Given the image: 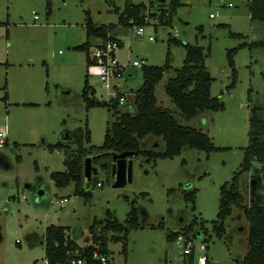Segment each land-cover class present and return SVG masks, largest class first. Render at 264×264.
Masks as SVG:
<instances>
[{"label": "rangeland", "instance_id": "374dc122", "mask_svg": "<svg viewBox=\"0 0 264 264\" xmlns=\"http://www.w3.org/2000/svg\"><path fill=\"white\" fill-rule=\"evenodd\" d=\"M130 2L141 0H0V127H7L9 136L3 145L0 138V264H45L42 242L51 225L66 227L81 248L90 246L94 235L101 236L103 225L111 221L108 212L112 221L129 228L128 238L119 242L112 238L124 232L108 234L109 253L116 264H189L184 249L176 247L169 234L186 231L195 220L199 226L189 234L197 245L194 264H200L201 245L208 246L204 254L209 264H243L248 254L250 223L242 207L232 208L222 236L213 231L221 188L241 170L250 143L252 111L262 109L264 119V46L252 45L263 40L264 24L252 21L248 0H182L170 27L160 25V7L152 12L157 17L149 18L143 38H136L132 27L119 26L114 32L123 44L120 62H144L127 69L136 77L124 80L121 92L134 94L143 85V67L163 66L170 55L172 69L157 86V98L176 116L178 109L165 88L184 65L186 49L170 46L169 39L205 49L215 79L212 95L225 109L180 123L200 129L214 146L225 150L208 154L187 148L173 159L138 155L133 183L123 188L113 186L112 169L102 167L103 158L101 163L93 162L98 174L93 175L89 200L76 192L74 182L58 188L52 179L53 173L67 170L69 147L91 151L103 146L107 128L117 120L113 109L89 108L83 95L87 53L77 48L88 41V16L97 26L118 24L117 9L124 11ZM155 2L168 9V1ZM229 2L234 6L229 7ZM234 49L237 82L233 86L228 53ZM89 81L97 98L107 100L100 78L89 76ZM133 98L128 103L135 109ZM129 107L121 106L120 112H130ZM58 143L66 148H49ZM141 150L163 153L166 142L148 137L141 141ZM260 169L255 162L250 172L240 176L244 207L264 197ZM193 191H197L195 203L186 200ZM133 207L139 226L130 228Z\"/></svg>", "mask_w": 264, "mask_h": 264}, {"label": "trees", "instance_id": "16d2710c", "mask_svg": "<svg viewBox=\"0 0 264 264\" xmlns=\"http://www.w3.org/2000/svg\"><path fill=\"white\" fill-rule=\"evenodd\" d=\"M168 9H164V4L158 5L155 1L149 6L145 4L127 3L124 11L119 14L118 24L97 26L88 16L87 21V37L88 41L79 46L77 49L87 53L88 67L93 64L90 59V52L94 46L93 42L97 40L107 41L115 40L123 44L114 36L119 26L121 27H143L149 25V18L156 19L157 13H152L155 9L160 8V25L170 27L173 18L177 14L178 8L182 5V0H167ZM163 3V2H162ZM248 6L252 10V21H261L264 24V0H251ZM119 13V12H118ZM203 31V29H200ZM241 37V35H238ZM169 45L183 46L186 49V58L184 65L177 69L174 78H171L166 84V93L170 100L178 109V116L168 108H163L159 104L157 98V86L164 79L165 74L172 67L170 64V55L163 66H144L143 78L144 82L140 89L134 93L135 109L130 112H120L118 100L111 102L100 101L93 89L87 70V80L84 88V97L88 102L89 108L108 107L115 110L117 120L107 128L105 141L103 146L95 148L91 147V151L80 149L70 154L65 159V172H55L52 174L58 188L69 186L72 182L76 184V192L85 196L86 199L92 198V193L86 191L84 167L85 159L90 155H102L94 160V163H101L106 170L112 169V154L122 152H138L139 155L148 156L151 159L159 157L173 159L180 156L184 149H198L211 154L216 151L225 150L214 146L212 139L200 129L190 126H184L180 120L192 121L206 111L219 112L225 109V105L218 98L213 97L212 87L214 78L207 67V57L209 56L203 47L184 44L177 38L169 39ZM256 46H264V38L262 41L252 43ZM245 46V45H244ZM242 46V47H244ZM237 49L228 53V58L234 72L233 86L237 82L234 56ZM33 105V104H29ZM262 109L252 111L250 123V143L245 150L244 161L241 170L235 174L231 182L224 184L221 188L220 211L218 220L213 222V231L222 236L225 229V221L232 214L234 206L242 207L250 223L249 234V251L244 259L243 264H264V197L260 200H252L253 204L244 207V198L239 191L240 176L242 173L250 172L254 163L258 162L261 166L259 171L262 172L264 179V119L261 118ZM148 137H156L165 140L166 150L163 153L149 152L141 150V141ZM5 143V142H4ZM52 151L64 150L65 144L58 143L49 145ZM99 182H97L98 184ZM92 188V184H91ZM197 199V191L190 192L186 195V200L195 203ZM1 215V214H0ZM109 221L103 225L101 236L94 235L93 244L85 248H81L76 241L72 240L68 234V229L62 226L51 225L46 229L45 250L46 259L50 264H67L73 258H87L91 260L95 252L100 254H108V244L110 232L123 233L124 236H114L112 240L119 242L122 238L127 239L129 236V228L112 221L113 214L108 212ZM136 209L130 213V228L138 227L136 219ZM134 216V217H132ZM103 224V222H102ZM97 225V224H96ZM93 226L92 229L94 231ZM199 226L197 220L184 231L187 235L196 232ZM202 229L208 233L205 224L202 223ZM179 233H170V241H174ZM3 241L2 227L0 226V243ZM127 246H124V252ZM190 263L194 261V255L190 256ZM209 264V261L208 263Z\"/></svg>", "mask_w": 264, "mask_h": 264}, {"label": "built area", "instance_id": "2783aa9c", "mask_svg": "<svg viewBox=\"0 0 264 264\" xmlns=\"http://www.w3.org/2000/svg\"><path fill=\"white\" fill-rule=\"evenodd\" d=\"M155 0H141L139 4H145L149 6ZM251 0H248L250 2ZM229 7H233L234 3L229 2ZM213 18L214 15H211ZM35 19L38 20L39 17L35 14ZM147 26V25H146ZM135 27L133 33L136 38H143L145 36V27ZM150 41H155L154 37L149 38ZM120 50V43L115 40L101 41L98 40V43H95L90 52V59L93 64L88 67V74L91 77L100 78L103 87L107 92V100H102L106 102H111L112 100H118L120 107H126L130 97H134V94L127 92H121L122 85L127 80L128 72L127 69L130 66H143V61H135L133 64L123 65L119 58L118 52ZM99 99V98H98ZM134 99V98H133ZM100 100V99H99ZM101 101V100H100ZM7 137V132L5 129L0 128V138L1 145L4 144V141ZM98 186H102L99 182ZM65 202L67 199L64 200ZM176 247L183 248V255L186 258V261L190 263V256L194 255L195 260V250L197 245L193 238L187 235L185 232L179 233L174 240ZM203 255L199 257L200 264H207L209 258L204 253L207 251L208 246H200ZM45 264H50L48 260L45 261ZM67 264H116L111 255L100 254L95 252L92 259L88 260L87 258H73ZM172 264V263H166ZM194 264V261L193 263Z\"/></svg>", "mask_w": 264, "mask_h": 264}, {"label": "water", "instance_id": "95a60500", "mask_svg": "<svg viewBox=\"0 0 264 264\" xmlns=\"http://www.w3.org/2000/svg\"><path fill=\"white\" fill-rule=\"evenodd\" d=\"M103 155L105 154L90 155L85 159L84 177L86 191L91 190L93 175L98 174V169L93 165V162L96 158H99ZM138 155V152L135 151H126L112 154V173L115 181L113 186L115 188H123L127 184L133 183L134 158L138 157ZM252 185L256 186L257 182H253ZM44 196L45 191L41 189L38 193V197L42 199Z\"/></svg>", "mask_w": 264, "mask_h": 264}, {"label": "crops", "instance_id": "0c3cea01", "mask_svg": "<svg viewBox=\"0 0 264 264\" xmlns=\"http://www.w3.org/2000/svg\"><path fill=\"white\" fill-rule=\"evenodd\" d=\"M162 2L165 3V2H167V0H165V1L162 0ZM117 12H119V14H121L123 11L120 12V10L117 9ZM120 27H121V26H120ZM135 77H136L135 73H132V72H131V73L128 74L127 79H129V78H130V79H134ZM159 104H160V102H159ZM33 105H34V104H33ZM128 106H130L129 108L132 109L130 103H128L126 107H128ZM133 110H134V109H133ZM131 111H132V110H131ZM128 112H129V111H128ZM0 128H3V129L6 130V132H7V137H6V139L9 138L7 127L4 126V127H0ZM5 141H6V140H5ZM74 152H76V150H73V149L71 150V149L68 148L67 156H69L70 154H73ZM48 227H49V226H48ZM42 245H43L44 248H45V239H44V241L42 242ZM45 252H46V250H45Z\"/></svg>", "mask_w": 264, "mask_h": 264}, {"label": "flooded vegetation", "instance_id": "af4514ba", "mask_svg": "<svg viewBox=\"0 0 264 264\" xmlns=\"http://www.w3.org/2000/svg\"><path fill=\"white\" fill-rule=\"evenodd\" d=\"M69 149H71V150H72L73 148H72V147H69Z\"/></svg>", "mask_w": 264, "mask_h": 264}]
</instances>
